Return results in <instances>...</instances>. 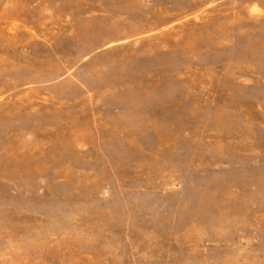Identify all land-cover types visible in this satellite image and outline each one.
<instances>
[{"label": "rangeland", "instance_id": "374dc122", "mask_svg": "<svg viewBox=\"0 0 264 264\" xmlns=\"http://www.w3.org/2000/svg\"><path fill=\"white\" fill-rule=\"evenodd\" d=\"M0 264H264V0H0Z\"/></svg>", "mask_w": 264, "mask_h": 264}]
</instances>
